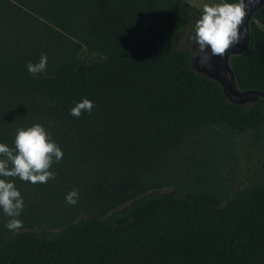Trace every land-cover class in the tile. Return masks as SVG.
Masks as SVG:
<instances>
[{"label":"trees","instance_id":"1","mask_svg":"<svg viewBox=\"0 0 264 264\" xmlns=\"http://www.w3.org/2000/svg\"><path fill=\"white\" fill-rule=\"evenodd\" d=\"M202 14L188 0H0V143L40 124L63 152L46 183L0 176L24 202L18 230L0 208V264H264V98L232 103L191 68L176 40ZM230 65L240 90L264 91V7ZM83 99L93 109L72 116ZM244 150L233 188L223 167Z\"/></svg>","mask_w":264,"mask_h":264},{"label":"clouds","instance_id":"2","mask_svg":"<svg viewBox=\"0 0 264 264\" xmlns=\"http://www.w3.org/2000/svg\"><path fill=\"white\" fill-rule=\"evenodd\" d=\"M257 0H237L235 3L204 4L203 14L195 23L194 42L198 45L200 64L205 67L213 56L224 57L227 50L244 38L241 26L246 16V9L254 6ZM247 30H245L246 32ZM211 54L209 55L208 49ZM47 66V56H42L36 64L28 62L27 69L35 77L44 72ZM94 104L83 99L70 110V114L79 118L82 112L90 113ZM0 176L19 177L33 184L46 183L55 179V173L49 171L54 162H58L63 152L60 147L50 141L49 134L40 124L27 129H18L15 137V149L0 143ZM11 162V169L9 168ZM78 190L69 192L66 202L75 205L78 202ZM24 206L20 192L13 182L0 179V208L12 219L6 225L9 230L22 228V221L17 219Z\"/></svg>","mask_w":264,"mask_h":264},{"label":"water","instance_id":"3","mask_svg":"<svg viewBox=\"0 0 264 264\" xmlns=\"http://www.w3.org/2000/svg\"><path fill=\"white\" fill-rule=\"evenodd\" d=\"M262 7H264V0H257L254 6L246 9V16L240 29L242 33H245L244 38L240 43L227 50L223 58L213 56L209 64L202 67L200 56L196 55L199 52L198 45L193 43V52L189 59L191 68L206 77L216 80L220 84L224 96L235 104H245L254 101L257 97L264 98V91L258 89L240 90L236 85L235 73L230 65L231 56L241 54L247 49L250 41V21ZM245 30L247 31L245 32ZM208 53L211 54L210 48Z\"/></svg>","mask_w":264,"mask_h":264},{"label":"rangeland","instance_id":"4","mask_svg":"<svg viewBox=\"0 0 264 264\" xmlns=\"http://www.w3.org/2000/svg\"><path fill=\"white\" fill-rule=\"evenodd\" d=\"M192 4L201 7L204 6V4H209L213 2L212 0H206L205 2L192 0L189 1ZM220 2H215V4H219ZM189 28L186 29L185 35L179 39L176 40V42L185 50L188 52H192L191 45L194 43L193 34H188ZM252 164V158H248L246 155V151L244 150L243 153H240V159L238 161H233L232 159H229L225 162L223 167V173L226 174V176L229 178L228 183L231 185V187H235L236 184L242 183L243 180H245V173L248 166Z\"/></svg>","mask_w":264,"mask_h":264},{"label":"crops","instance_id":"5","mask_svg":"<svg viewBox=\"0 0 264 264\" xmlns=\"http://www.w3.org/2000/svg\"><path fill=\"white\" fill-rule=\"evenodd\" d=\"M188 1H192V0H188ZM196 1H201L202 3L205 2L206 0H196Z\"/></svg>","mask_w":264,"mask_h":264},{"label":"flooded vegetation","instance_id":"6","mask_svg":"<svg viewBox=\"0 0 264 264\" xmlns=\"http://www.w3.org/2000/svg\"><path fill=\"white\" fill-rule=\"evenodd\" d=\"M194 43H195V42H194ZM192 47H193V43H192V45H191V49H192V52H193V48H192Z\"/></svg>","mask_w":264,"mask_h":264}]
</instances>
